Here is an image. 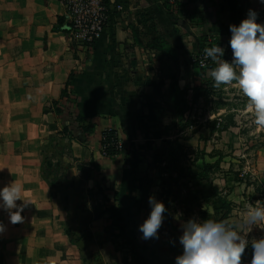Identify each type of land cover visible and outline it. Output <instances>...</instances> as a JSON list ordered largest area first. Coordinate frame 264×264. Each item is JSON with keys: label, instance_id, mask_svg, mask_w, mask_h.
Instances as JSON below:
<instances>
[{"label": "crops", "instance_id": "0c3cea01", "mask_svg": "<svg viewBox=\"0 0 264 264\" xmlns=\"http://www.w3.org/2000/svg\"><path fill=\"white\" fill-rule=\"evenodd\" d=\"M174 1L104 0L107 26L86 45L62 30L66 9L59 0H0V154L8 146L14 155L12 183L38 184L40 199L53 203L66 202L53 195L59 183L75 192L85 189L106 206L92 222L98 225L92 227L93 239H87L91 257L84 255L83 239L66 236V212L49 211L39 233L53 243L56 258L42 263L32 257L28 263L137 264L130 256L134 249L148 264H174L181 251L177 238L189 219H214L240 230L247 206L259 202L256 191L263 192L264 202V177L230 179V164L222 157L229 148L224 142L243 135L239 119L249 112L247 98L235 83L217 88L210 77L216 64L231 59L229 25H238L249 9L264 23V4ZM207 38L224 47L225 54L199 69L191 58ZM158 39L167 48L152 46ZM194 90L201 92L195 100ZM68 110L93 125L85 139ZM177 115L189 125L174 133ZM65 124L72 128L66 135ZM105 130L117 132L123 146L118 155L102 154ZM52 138L60 142L61 152L54 182H46L38 143ZM219 158L223 161L216 163ZM149 196L168 211L159 239L145 241L138 225L149 212ZM224 197L232 210L220 209ZM111 207L119 210L117 227L111 226ZM177 213H182L179 220ZM242 234L251 243L264 236V225L245 227ZM170 241L177 242L173 246ZM242 259L245 264L251 259L250 247Z\"/></svg>", "mask_w": 264, "mask_h": 264}, {"label": "clouds", "instance_id": "9594fccd", "mask_svg": "<svg viewBox=\"0 0 264 264\" xmlns=\"http://www.w3.org/2000/svg\"><path fill=\"white\" fill-rule=\"evenodd\" d=\"M264 4V0H259ZM228 47L231 59L223 60L210 70L215 87L235 83L240 93L247 98L246 107L254 117V123L264 129V23L258 22V13L249 9L238 25H229ZM225 54L220 45L206 47L204 59L216 62ZM22 186L10 183L0 187V210L8 213L9 222L23 221L21 213L30 202L21 198ZM20 201L21 203H18ZM149 212L138 225L141 238L159 239V230L167 213L164 203L154 196L148 198ZM15 210V211H13ZM182 213L176 214L179 220ZM264 225V202L249 204L241 216L239 229L229 227L223 221L205 219L202 222L189 219L181 227L177 238L181 251L174 264H245L242 259L246 249L251 248V259L246 264H264V236L251 243L242 234V229ZM5 226L0 222V233ZM177 241H170L175 246Z\"/></svg>", "mask_w": 264, "mask_h": 264}, {"label": "rangeland", "instance_id": "374dc122", "mask_svg": "<svg viewBox=\"0 0 264 264\" xmlns=\"http://www.w3.org/2000/svg\"><path fill=\"white\" fill-rule=\"evenodd\" d=\"M64 24L62 25L63 29H65ZM240 115H242L239 120L243 135L237 140L229 138L228 142H224V144L229 145L228 153L222 156L226 159L223 161L221 157L215 162L221 160L230 164L227 170L230 179L251 180L257 176L264 177V129L255 125L254 117L250 111ZM58 143L60 142L55 138L44 139L38 143L42 172L46 182H54L55 179V175L52 174H56L55 167L61 152ZM3 149L5 154H0V187L14 181L12 169L9 168L15 164L14 155L10 152V147L5 146ZM215 172L220 173V171ZM224 173L226 172L224 171ZM58 177L62 179L60 176ZM26 180L30 181L29 178ZM29 183L20 185L22 186L21 198L30 202L21 213L24 218L22 222L10 223L8 213L0 210V222L5 226V230L0 233V264H30L28 261L32 257L38 258L39 262L43 263L56 258L53 243L48 244L46 242V235H44L46 233H39V230H43L45 223L49 221V217L44 216L49 211L66 212L63 221L66 236L76 241L83 239L84 255L91 257L92 243L90 244L87 239L91 237L93 239L92 227L96 228L98 225L92 226V222L97 220L99 213L101 215L106 207L102 197L89 190L85 192V189H78L76 192L71 191L59 183L58 186L54 187L53 195L62 196L66 202L53 203L41 200L39 185H34L31 181ZM254 195L256 200L263 201L262 191H256ZM221 199L225 202L224 210L233 209L230 207L232 203L226 201L225 197ZM18 203L21 202L18 201ZM235 204L233 203V206ZM57 225L62 226L60 220ZM47 226H49L48 223ZM32 238L35 239L32 240ZM124 264L130 263L125 260Z\"/></svg>", "mask_w": 264, "mask_h": 264}, {"label": "built area", "instance_id": "2783aa9c", "mask_svg": "<svg viewBox=\"0 0 264 264\" xmlns=\"http://www.w3.org/2000/svg\"><path fill=\"white\" fill-rule=\"evenodd\" d=\"M66 9L65 30L75 38L81 40L86 45H91L94 41L101 37L105 30V24L108 20L109 9L104 0H59ZM174 5V0H169ZM120 9L121 5L118 4ZM214 39L207 38L203 42L198 52L191 58V64L199 69H206L212 63L211 60L204 59V49L210 47ZM178 128L174 129V133L178 132ZM119 153L122 151V143L117 141ZM103 154V153H102ZM104 155V154H103Z\"/></svg>", "mask_w": 264, "mask_h": 264}, {"label": "trees", "instance_id": "16d2710c", "mask_svg": "<svg viewBox=\"0 0 264 264\" xmlns=\"http://www.w3.org/2000/svg\"><path fill=\"white\" fill-rule=\"evenodd\" d=\"M104 4H106V3L104 2ZM108 18H109V12H108ZM107 22L105 24V28L107 26ZM62 30H65V29H62ZM215 45H216V43L213 42L210 45V47L215 46ZM152 46H154L155 48H160V49L167 48L166 45L164 44V42L160 39H158L157 43L152 45ZM202 46H203V44H202ZM70 77H71V75H70ZM200 94H201L200 91L194 90L193 95H192V99L195 100L198 96H200ZM61 95L64 98L68 97L66 89L62 90ZM52 107L54 108V112L56 114H60L61 110L59 107H57L56 102L52 103ZM65 113L67 114V117L72 118L73 122L77 125V127L82 129L84 139L93 131V125L91 123H84L85 117L82 116L81 114L73 115V113L70 110L65 111ZM180 120H181V115H177L175 117V121H174V126L177 127L179 131L183 130L185 127H187L189 125L188 121L181 123ZM62 130H63L62 134L64 133L66 135L67 134L66 132H71L72 128L70 125L65 124L63 126ZM118 140H119L118 134L115 130L103 131L102 135H101V140H100L101 152L105 156H109V157L118 155L119 154V150L117 148V141ZM224 207H225V202L222 201V206L220 209L223 211ZM108 211H109V218L111 220V226L117 227L118 226L119 210L115 207H111L108 209ZM225 214L226 213H224L222 216H225ZM130 256H131V260L136 262L137 264H148L147 260L145 258L139 256L138 253L134 249H130Z\"/></svg>", "mask_w": 264, "mask_h": 264}]
</instances>
